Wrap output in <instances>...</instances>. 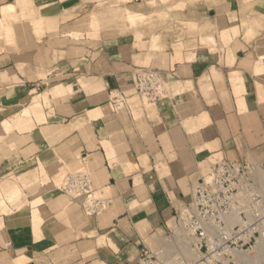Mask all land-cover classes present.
<instances>
[{"label":"crops","instance_id":"1","mask_svg":"<svg viewBox=\"0 0 264 264\" xmlns=\"http://www.w3.org/2000/svg\"><path fill=\"white\" fill-rule=\"evenodd\" d=\"M31 1L0 0V264H137L214 162L264 171V0ZM139 68L168 95L144 104Z\"/></svg>","mask_w":264,"mask_h":264},{"label":"built area","instance_id":"2","mask_svg":"<svg viewBox=\"0 0 264 264\" xmlns=\"http://www.w3.org/2000/svg\"><path fill=\"white\" fill-rule=\"evenodd\" d=\"M133 88L144 104L168 95L166 82L153 68L135 70ZM110 100L118 110L125 97L114 90ZM256 172V166L248 162H214L210 172L195 184L191 200L176 214L171 249L160 253L144 247L137 264H203L229 243L264 238V198ZM60 189L72 198H81L88 215L98 214L109 203L94 193L86 172L69 173ZM188 247L192 257L187 256Z\"/></svg>","mask_w":264,"mask_h":264},{"label":"rangeland","instance_id":"3","mask_svg":"<svg viewBox=\"0 0 264 264\" xmlns=\"http://www.w3.org/2000/svg\"><path fill=\"white\" fill-rule=\"evenodd\" d=\"M87 1L89 0H85V2ZM97 1L99 6H103L104 1H109L108 5H115L114 7L116 9L118 8L116 7V5L120 3V0H97ZM19 2H22L24 8L33 5L31 0H19ZM42 2L47 4L48 2H50V0H45V1L38 0V3H42ZM0 23H2V21H0ZM256 175H257L256 177L257 187L264 198V171L257 170ZM2 185H0V188ZM18 194L19 192L17 193V195ZM1 197L2 196L0 195V200L2 199ZM263 242H264V238L256 239L252 241H239L233 244L229 243L227 244V246H224V248L220 249L219 251H217V253H214L211 257H209V259L203 262V264H264ZM176 243L177 242H174L173 244ZM186 253L188 257L193 256L192 255L193 251H190L189 247L186 248Z\"/></svg>","mask_w":264,"mask_h":264},{"label":"bare ground","instance_id":"4","mask_svg":"<svg viewBox=\"0 0 264 264\" xmlns=\"http://www.w3.org/2000/svg\"><path fill=\"white\" fill-rule=\"evenodd\" d=\"M12 12H14V6L11 4L8 5H4L3 7H1V13H2V20L6 19L7 17H9ZM264 243V242H263ZM261 252V251H260ZM236 253V252H235ZM240 255V254H239ZM257 255V254H256ZM241 256V255H240ZM257 257V256H256ZM263 258V257H262ZM242 262V261H241Z\"/></svg>","mask_w":264,"mask_h":264}]
</instances>
